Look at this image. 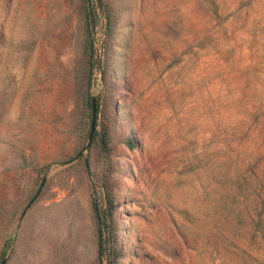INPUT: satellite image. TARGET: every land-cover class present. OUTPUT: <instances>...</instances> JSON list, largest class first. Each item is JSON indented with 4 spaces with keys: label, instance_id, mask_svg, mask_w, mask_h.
<instances>
[{
    "label": "rangeland",
    "instance_id": "374dc122",
    "mask_svg": "<svg viewBox=\"0 0 264 264\" xmlns=\"http://www.w3.org/2000/svg\"><path fill=\"white\" fill-rule=\"evenodd\" d=\"M101 1L89 68L82 0H0L3 264H108L92 195L112 264H264V0Z\"/></svg>",
    "mask_w": 264,
    "mask_h": 264
},
{
    "label": "trees",
    "instance_id": "16d2710c",
    "mask_svg": "<svg viewBox=\"0 0 264 264\" xmlns=\"http://www.w3.org/2000/svg\"><path fill=\"white\" fill-rule=\"evenodd\" d=\"M97 4H101V0H96ZM81 9L83 12V28H84V49L87 54V60L89 62V68H91V63L92 61L90 60L91 57V51H92V36H91V30L92 27L95 24V17H96V12H95V7L93 5V2L91 0H82V5ZM91 101V97H90ZM90 107V119H91V104L90 102L88 103ZM94 112H96V104H95V109ZM93 134V132H92ZM90 205L93 211L94 215V221H95V228H96V243H97V255L100 256L102 254H105L106 251H109L107 254L108 258V264H112L114 261L115 253L114 250L111 249L110 246L106 245V241H108L109 237L108 235L103 236L101 235V228L102 226H107L108 224L105 223V213L101 209V207L97 204L95 196L92 195L90 199Z\"/></svg>",
    "mask_w": 264,
    "mask_h": 264
},
{
    "label": "water",
    "instance_id": "95a60500",
    "mask_svg": "<svg viewBox=\"0 0 264 264\" xmlns=\"http://www.w3.org/2000/svg\"><path fill=\"white\" fill-rule=\"evenodd\" d=\"M90 104H91V119H90V122H89V129H88V132H87L86 142L83 145V148H86L88 146V144L90 142V139H91V135H92L93 129H94V119H95L94 109H95V102H94V97L93 96H91ZM26 206H27V204H26ZM3 263H4V257H2L0 259V264H3Z\"/></svg>",
    "mask_w": 264,
    "mask_h": 264
}]
</instances>
